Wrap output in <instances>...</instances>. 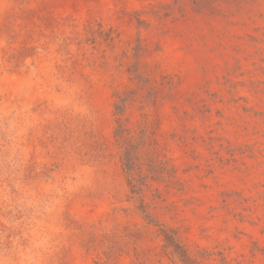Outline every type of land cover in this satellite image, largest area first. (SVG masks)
Returning a JSON list of instances; mask_svg holds the SVG:
<instances>
[{"label":"rangeland","instance_id":"1","mask_svg":"<svg viewBox=\"0 0 264 264\" xmlns=\"http://www.w3.org/2000/svg\"><path fill=\"white\" fill-rule=\"evenodd\" d=\"M264 264V0H0V264Z\"/></svg>","mask_w":264,"mask_h":264},{"label":"trees","instance_id":"2","mask_svg":"<svg viewBox=\"0 0 264 264\" xmlns=\"http://www.w3.org/2000/svg\"><path fill=\"white\" fill-rule=\"evenodd\" d=\"M168 243L173 247V250L177 252L185 264H198L196 260L191 258L185 249L175 240L172 235H167Z\"/></svg>","mask_w":264,"mask_h":264}]
</instances>
